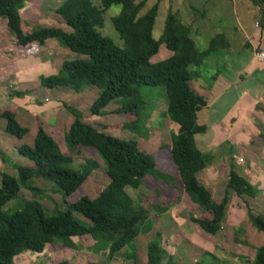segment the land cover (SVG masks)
Returning <instances> with one entry per match:
<instances>
[{"label":"trees","instance_id":"trees-1","mask_svg":"<svg viewBox=\"0 0 264 264\" xmlns=\"http://www.w3.org/2000/svg\"><path fill=\"white\" fill-rule=\"evenodd\" d=\"M250 1L258 8L256 24L264 31V0ZM23 2L0 0V19L5 22L14 43L30 50L53 39L71 55L74 54V57L61 62L55 74L39 77L40 86L47 89L61 87L75 93L90 87L97 88L99 93L88 107L89 114L101 115L103 108L116 100L119 105L113 112L126 116V121L118 128L139 138H146L148 134L146 101L141 88H163L164 115L177 125L176 133L170 136V161L182 191L202 211V217L190 218V221L204 233L215 235L218 232L225 216L228 191L237 197L256 195V190L247 180L230 169L224 195L215 203L210 192L196 178L197 173L211 163L212 157L201 153L194 142L195 135L205 132V126L196 121V113L205 107L206 102L191 89L189 82L199 77L195 69L203 59L227 47L223 34L213 35L207 47L199 51L189 36V28L181 24L175 14L168 12L161 35L154 39L151 33L157 6L152 5L142 13L145 2L135 3L133 0H99L98 5L91 0H63L54 12L67 30L40 26L29 30L23 28L20 17ZM115 5L119 6V12L110 18V24L122 42L121 47L97 31L103 24L105 10ZM160 45L171 55L151 62ZM12 95L18 97L19 93L13 92ZM62 107L72 117L63 135L66 149L70 152L79 147L94 150L103 163L108 183L94 198L79 197L67 204L65 210L53 205L51 214H46L36 199L42 191L33 184L34 179L52 185L63 200L80 188L98 164L86 160L73 169L72 158L60 151L43 128L37 127L32 143L16 148L18 155L29 160L32 166L14 165L16 178L0 173V264H14V257L26 251L39 254L45 245L55 241L74 250L71 239L82 236L92 240L90 251L98 253L106 249V257L110 260L140 234L151 230L148 210L134 203L125 188L136 190L146 177L165 185L173 184L174 176L158 169L154 157L140 151L136 141L119 140L99 132L82 122L76 108L65 103ZM0 118L4 122L5 134L21 139L27 133V129L17 123L13 109L2 110ZM5 160L0 156L1 162L5 163ZM21 189L30 192L32 198L23 200L17 209L3 211V206ZM151 207L161 214L168 206L155 204ZM72 212L87 222L75 219ZM247 218L264 238V216L248 212ZM101 243L104 246L98 245ZM134 255V252L127 253L126 258L133 259ZM163 256L159 234L155 233L153 239L145 244L146 264H173L170 258L163 259ZM211 258L213 263L217 262ZM53 264L71 263L62 260ZM195 264L202 263L196 261ZM252 264H264V243L255 249Z\"/></svg>","mask_w":264,"mask_h":264},{"label":"rangeland","instance_id":"rangeland-1","mask_svg":"<svg viewBox=\"0 0 264 264\" xmlns=\"http://www.w3.org/2000/svg\"><path fill=\"white\" fill-rule=\"evenodd\" d=\"M62 1L24 0L20 10L23 28L30 30L34 26H40L67 30L54 12ZM91 1L94 5L99 4V0ZM147 8L149 7L146 6L141 12L143 13ZM118 12L119 6L116 5L105 10L103 24L97 31L101 36L110 39L114 45L121 47L122 42L110 24V18ZM182 12L189 14L184 3ZM222 15L219 25H216V20L209 24L210 26L215 24L213 27L216 31H223L233 25L235 16L241 23L252 24L257 18L258 8L250 0H226ZM165 16L166 13L160 8L151 33L154 39H158L161 35ZM180 22L183 25L186 24V20ZM191 31L192 29H189L195 49L204 50L208 39L212 36L211 31L202 30L199 33V30L197 34ZM228 35L230 39L233 33L228 30ZM231 39L236 40L233 36ZM47 41L45 46H37L30 50L20 47L14 43L12 34L6 28L5 22L0 19V112L4 109H13L19 125L27 129V133L21 139H16L4 133V122L0 118V156L6 159L5 163L0 161V173L16 178L14 165L32 166L29 160L18 155L16 148L21 144L30 145L33 139V126L40 125L47 130H45L46 133L52 137L60 151L72 158L73 169H77L86 160H93L98 164L80 188L63 200L61 195L54 191L52 185L41 179H34L33 184L42 191L36 199H39L45 213L50 215L53 205H57L59 210H65L67 204L76 201L79 197L86 196L92 199L97 196L108 183V178L103 171V163L92 149L79 147L75 150L76 153L66 149L63 135L72 117L62 107V103H65L80 112L82 122L99 132L119 140L136 141L138 149L152 155L156 167L173 175L174 181L169 186L146 177L136 190L125 188L126 194L134 203L148 210V219L152 225L150 231L140 234L125 247L124 251L115 254L112 259H107L106 249L98 253L90 251L92 240L88 236H82L71 239L75 245L74 250L67 249L60 242L55 241L47 245L39 254L29 251L21 253L22 256L13 259L14 264H53L62 260L71 264H146L145 244L153 239L155 233L159 234L160 247L164 250L163 259L170 258L173 264H195L196 261L202 264L213 263L211 256L217 261L213 264H252L255 249L264 243L262 234L250 225L247 218L248 212L264 216V139L262 138L264 125L257 118L252 117L239 127L233 121L229 129L223 128L232 109L234 110L233 104L237 100L238 91L250 88L252 78L246 76L247 73L232 90L226 91L225 94L222 90L230 86L233 71L237 69L235 65L239 61L237 54L243 52L246 57L249 49H240L239 40H236L237 42L230 43V55H224L220 50L211 53L195 69L199 72V77L189 82V85H198L202 89L210 88L211 90L203 96L209 102L212 97H215L208 109V114L203 109L196 114L197 123L205 125L206 131L195 135L194 142L199 151L212 157L211 163L197 173V181L210 192L215 203H218L224 195L226 176L230 169L246 179L256 190V195L253 197L244 195L237 197L228 191L224 219L218 232L215 235H209L190 221V218H200L203 214L182 191L179 178L170 161L168 149L170 136L176 133L177 125L170 122L164 115L166 103L163 88H141L146 101L148 134L146 138L136 137L131 132L118 128L126 121V116L113 112L119 105L116 100L109 102L103 108L101 115L89 114L88 107L99 93L97 88L90 87L75 93L61 87L47 89L39 85V77L55 74L62 61L74 57V54L71 55L63 49L56 40ZM169 54L170 52L160 45L157 54L151 58V62L163 60L164 55ZM246 58L250 59L249 56ZM232 61L233 71L227 67ZM212 76L213 79H211ZM13 92H18L19 96L12 95ZM211 127H215L214 131L208 135V129ZM215 131L221 136L218 139L211 138L217 135ZM207 136L218 145H213L211 149L209 147L204 149L201 143L209 139ZM31 198L30 192L21 189L15 198L3 206L2 210L17 209L23 200ZM155 204L168 206L167 210L161 214L156 213L151 207ZM72 215L79 221L87 222L75 212H72ZM98 245L104 246L102 243ZM131 252L135 253L134 258L127 259V253ZM23 256L26 259H23Z\"/></svg>","mask_w":264,"mask_h":264},{"label":"crops","instance_id":"crops-1","mask_svg":"<svg viewBox=\"0 0 264 264\" xmlns=\"http://www.w3.org/2000/svg\"><path fill=\"white\" fill-rule=\"evenodd\" d=\"M133 1L135 3L140 2V1H144L145 5H144L143 9H145L146 6L151 7L152 5H156L157 6L156 15H157L159 9L162 8V11L165 12L166 14L168 12L175 14L179 21L186 20V24H184V25L189 27V29H192L191 32H193V34H197L199 30H200L199 33H201L202 30H205L208 32L211 31L212 36L215 34H223V36L226 38V41L228 44L225 49H220V51H222V53L224 55H230V51H229L230 43L237 42L236 40H239L238 44L241 47L240 49H243V50L249 49V52L247 53L246 57L249 56L250 59H247L243 52L237 54L239 61L235 65L237 67L235 72L233 71V67H234L233 61H232V63H229L227 66L230 70L233 71V76H232V80L229 82L230 86H228L226 88H222V90L224 92L223 91H221V92H223L224 94L226 91H230V90H232V88L236 87L237 86L236 84L238 82H240L241 79H243V75H245L246 73H247L246 76H248L249 78H252V79H250V82H251L250 88H244L242 91H238L237 100L233 104L234 110L232 109V113L230 114V117L227 119V121L223 124V128L226 130H227V128L229 129L230 123L233 121L239 127V126L245 124L246 121H248V119H251L252 117L257 118L260 121V123H263V125H264V62H259L254 57L255 52L264 51V31L261 30L258 26H255V24L257 23V18L251 24L250 22L241 23L239 21L240 19H238L235 16L233 25H231L230 27H228L227 29H225L223 31H216V28L214 29V27H213V26H215V24H213L211 26L209 24L211 23V21L216 20V25H219V19H222V17H223L222 11L224 9V4L226 3V0H195V1L194 0H133ZM183 3L186 5L189 14L182 12ZM207 3H208V6H206ZM199 20L201 21V23H196ZM193 27H194V29H193ZM228 30H230L233 33L232 36H233L234 40L236 38L235 41H232V39H231L232 36L229 39ZM46 43H48V41H46L43 46H45ZM170 55H171V52L168 56L164 55V57L167 58ZM252 62H255L257 64H253ZM42 63H44V62H42ZM226 75H224V76H226ZM211 79H213V76L211 77ZM193 80H195V79H193ZM189 86L191 87V89H193V91L196 94H198L202 98H203L205 93H207L208 91L211 90L210 88H208V89L203 88L202 89V87H200L198 85L192 86L190 84ZM206 96H208V95H206ZM222 96H219V97H222ZM214 98L215 97H212L210 102L203 98L206 102V105H205V107L201 108L200 110L203 109L208 114L209 113L208 109L210 108V105L212 104V101ZM25 112H26V110H25ZM204 118H206V117H204ZM15 119H16V113H15ZM199 125H202V124H199ZM203 126H205V125H203ZM37 127L33 126V136L35 134ZM41 128H42V126H41ZM214 128L215 127H211L210 129H208V131H209L208 135H211V132L214 131ZM43 129L46 130L44 127H43ZM205 131H206V128H205ZM215 132L217 133V135L216 136L214 135L211 138L218 139L219 137H221L217 131H215ZM204 136H206V135H204ZM211 138H209L206 142L201 143V145L203 146L204 149H206V147H209V149H211L210 147H212L213 145L214 146L218 145V143L216 141H214V140L211 141ZM198 144H199V142H198ZM47 245H49V244H47ZM47 245H45L44 249L47 247ZM18 256L20 257L22 255L19 254ZM21 259H22V257H21ZM23 259H26V257L23 256Z\"/></svg>","mask_w":264,"mask_h":264},{"label":"built area","instance_id":"built-area-1","mask_svg":"<svg viewBox=\"0 0 264 264\" xmlns=\"http://www.w3.org/2000/svg\"><path fill=\"white\" fill-rule=\"evenodd\" d=\"M257 26V24H255ZM254 57L259 62H264V51H257L254 53Z\"/></svg>","mask_w":264,"mask_h":264}]
</instances>
